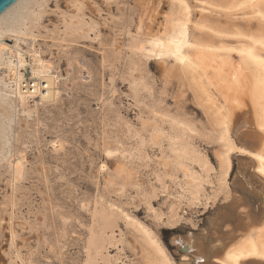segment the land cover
<instances>
[{"label": "rangeland", "instance_id": "obj_1", "mask_svg": "<svg viewBox=\"0 0 264 264\" xmlns=\"http://www.w3.org/2000/svg\"><path fill=\"white\" fill-rule=\"evenodd\" d=\"M207 1L219 5L225 0ZM92 3L98 7L91 9L87 15L101 26L99 34L103 39L97 42L96 34H93L92 39L82 40L79 46L67 50L82 65L78 69L75 68L78 63L73 64V74L75 77L80 74L81 79L75 78L73 83L68 82L60 103L39 108L38 120L30 118L25 123L16 118L11 124L13 128L9 133V144L17 149L14 157L23 153L26 160L23 179L16 182L14 190L11 187L12 182L10 183L11 164L0 160V251L6 250L12 243L11 227L17 237L15 247L20 251L21 259L33 249L39 248L41 257L45 259L55 261V255H62L64 264H82L85 259V240L92 223L89 214H77V202L83 203L87 195L92 199L94 207L98 185L99 194L103 198L100 207L112 203L148 226L157 234L178 264L180 257L177 254L176 239L186 237L190 232L197 237L202 234L214 237L215 229L209 227L210 220L217 212H224L234 200L237 201L239 195L246 197L247 191L239 178H236L237 181L231 184L235 198L230 203L223 204L216 200L205 208L202 205L191 206L183 200L179 205L178 214L170 218L169 206L175 200L173 195H176L175 191L171 190L174 186L170 184L168 195L158 193V199L149 200L152 201L151 205L160 215V219L153 216L148 203L143 200V195H138L135 188L128 187L121 196L114 194L119 191V188L111 187L117 166L123 164V152L132 153L135 147L134 132L142 126L143 121L138 117L149 119V109L152 106H156L162 116H177L191 123L197 130L207 128L211 131L212 126L209 116L203 112L197 100L195 91L186 78L178 75V71L174 70L166 77L158 58L156 60L151 57L146 61L138 55L133 56V60L139 65L138 69L129 72L127 70L131 57L128 56L130 54L127 50L122 51L125 50V42L128 40L125 29L135 33L137 27L139 29L150 26L153 31L156 30L163 23L165 12L172 10V0H92ZM189 3L196 4L195 0H189ZM243 16L246 15L239 12L233 18L221 9L211 7L207 15H199L195 11L193 20L206 19L212 25L225 28L233 24L242 28H257L256 21L245 20ZM55 23L53 19L51 25ZM45 24L48 25L47 20ZM105 24L107 27H104ZM189 32L202 39L208 37L206 31H200L194 26H190ZM45 41H40L41 48L46 49L45 54L53 52L57 55L58 50H53L49 40ZM102 56L111 62V65L104 69L101 66ZM66 64L65 56H61L58 68L61 67L64 71L68 65ZM86 70L91 72L92 78H85ZM131 77H139L148 89L147 92L140 91L139 99L135 94L129 99L128 82H131ZM83 79L86 81H82ZM111 85L115 96L109 92ZM100 95H106L110 100L103 110L100 103H97ZM142 104L147 107H141ZM158 122L165 131L169 130L168 122L163 119ZM129 125L134 133H131L132 135L129 134ZM249 131L251 132L250 129L247 132ZM16 135L19 136V141L15 142ZM56 139H60L62 145L54 149L52 142ZM195 145L209 156L213 165H216L215 143H207L197 138ZM106 148L111 149L113 153L120 152V155L108 157L105 154ZM146 155L155 161L160 155V148H149ZM101 164L107 165L105 172L99 170ZM147 176V172L142 173L141 184ZM106 182L110 185L108 189L104 187ZM117 183L123 181L117 180ZM207 187L209 191V185ZM10 201L13 205L15 203L14 208ZM234 212L235 215L244 216L237 207ZM70 217L74 219L65 224L64 221ZM222 228L220 227L219 232L226 229ZM115 230L116 236H121L122 243L119 244L120 251L111 247L108 249L109 254L115 257L120 256V252L123 264H141L143 254L137 241L138 235L121 219L118 220ZM53 247L57 249L56 254L48 252V249ZM61 248L63 252H60ZM0 264H6L5 258L0 257Z\"/></svg>", "mask_w": 264, "mask_h": 264}, {"label": "snow or ice", "instance_id": "obj_2", "mask_svg": "<svg viewBox=\"0 0 264 264\" xmlns=\"http://www.w3.org/2000/svg\"><path fill=\"white\" fill-rule=\"evenodd\" d=\"M97 7L98 5L92 3V0H41L36 6L38 10L34 11L27 19L22 20L15 32L4 33L5 36H12L15 39V45L12 47L0 44V68L8 73L6 79L13 81L12 91L5 97V103H8L9 99L13 97L20 104H25L26 101L30 102L32 97H37L36 109H39L41 106L47 107L59 103L62 97V91L60 90L61 80L68 79V77H62L56 71L54 61L49 62L47 59H41L42 53L36 50V43L46 39L51 40L54 50L59 48L67 51L69 48L79 46L82 40L92 39L93 34H96L97 42L101 41L103 39V36L99 34L101 26L96 24L91 16L87 15L91 9ZM177 7L180 9L179 12H176ZM172 11L173 24L171 32L166 31L164 34L154 38L144 39L140 35L142 28L137 29L135 33L129 29H125L128 36L129 50L139 54L145 51L146 44L154 45L160 52V58H174L181 68H190L192 70L201 69L206 72L209 62L216 64V57H197L198 63L193 64L192 58L185 55L186 51L202 50L206 47L203 44L192 41L189 35L190 25L192 24V9L188 6L186 0H172ZM221 11L228 14L239 13L241 11L250 12L252 15L244 16L245 20L261 22L262 30L259 38L253 34H238L229 37L231 40L240 42L235 46H207L206 51L222 54L236 53L240 57L238 65L234 61L230 62L229 65L227 58L221 59L225 67L230 66L232 69L228 79L224 78L223 68L213 69V71H218L220 83L224 84L230 93L235 91L239 94L241 90H247L248 73H254L259 77L257 81L261 96L259 127L261 133H264V0H244L243 3L238 5L222 8ZM53 19L56 21L55 25H51ZM46 20L48 21V25L45 24ZM104 27H107V25L105 24ZM196 27L200 31H206L215 37L224 39V35L219 31L214 32L212 28H200L199 25ZM22 45H31V47L25 52ZM152 55L154 56L155 52ZM26 57L29 58L28 62H26ZM29 62L32 68L31 76L33 78L38 77L42 81L41 87L45 91L40 94L36 91V84L29 82L25 86L22 83L16 82L17 79L19 81L24 80L25 77L23 74L17 78V72L18 70L27 68ZM69 68H71V63L69 64ZM54 72L55 75H53ZM211 83L209 81V84ZM25 87L30 90L27 94H20L17 91L18 88L23 89ZM128 87L130 89L129 99L133 98V94L139 99L141 90L144 92L148 91L144 87L143 81L128 82ZM111 95L115 96L116 93L112 92ZM227 102V97H225V106L220 107L219 111L215 112L216 127L219 130L215 133L209 131L207 128L202 131L197 130L194 126L182 121L179 117H173L171 115L162 116L156 106L149 109V119L144 120L142 116L138 117V119L143 121L142 126L135 132L133 137L135 147L132 153L130 154L127 151L123 152V164L117 166L111 187L119 188V191L114 194L117 196L124 195L126 189L132 187L136 189L138 195H143V200L147 203L150 199H158L157 193L167 195L170 184L174 186L172 190L175 191L181 184L193 179L186 165L193 156L202 155V153H197L194 147L197 138L207 143H212L215 142L216 136H219V142L226 146L225 154L219 156L221 160L225 159L228 152L243 151V149L236 148L231 143L230 138H228L229 112ZM97 103L109 104L110 101L106 95H101ZM140 106L147 107L146 104ZM12 107L14 111L19 110L15 105H12ZM213 107L215 108L216 106L213 105ZM33 113L38 115L35 109H33ZM27 114L25 113V115ZM160 119L170 122L173 127L165 131L158 122ZM178 130H182V133L178 132ZM131 133L132 129L129 125V134L131 135ZM165 145H167V148H165ZM53 146L60 147L59 143ZM149 148H160V155L155 158V161L151 156L146 155ZM105 154L108 157H112L114 155L119 156L120 152L113 153L112 151H106ZM9 157H11V160H9ZM255 158L260 163L257 171L264 174V149H261L260 154ZM5 162L11 164L10 171L15 177L13 184L22 180L25 163L24 154L20 153L18 157H12L11 152H9L8 156L5 157ZM205 167H208V165H205ZM106 170L107 165L101 164L100 171L105 172ZM209 170L211 172L216 171L215 169ZM144 172H147L148 176L145 178V182L141 184L140 181L142 173ZM181 174H183V180L180 178ZM117 180H121L123 183H117ZM205 182L203 179L199 181L201 184ZM104 187L108 189L110 185L106 182ZM212 189L213 195L209 197V200L215 199L223 204H228L233 201L234 196L227 183L226 168H222L216 183L212 185ZM102 199L99 194V186L97 185L95 210H93L92 199L87 195L84 197L83 203L77 202V214L87 213L91 216L92 220V226L89 228L88 247L85 249L86 252H89V259L84 264H97V261L91 257V249L96 244L95 226L97 218L103 215L100 211ZM12 207L14 208L15 205ZM148 207L150 211H156L151 208L150 204ZM106 209L121 212L112 203H108ZM243 211L241 209V212ZM121 216L126 218L131 224L138 225L139 229L147 235L156 257L154 260L150 259L149 264H174V261L168 257L162 244L153 237V234L143 224L134 221L126 212H121ZM72 219L74 217H70L64 223L67 224ZM76 223H79V221H76ZM81 226L83 227V225ZM257 233L261 237L259 240L255 239ZM16 240V234L13 232L11 245L6 250L0 251V257L5 258L6 264H64L62 255H55V261L45 259L41 257V250L39 248L33 249L27 253L24 259H21V253L15 247ZM48 252L56 254L57 249L55 247L49 248ZM60 252H63V248L60 249ZM256 256L264 259V226H261L259 229H253L240 245L229 250L227 260L221 261L219 264H228V261H235L239 264L242 257ZM37 257H40V259H37ZM182 264H191V261L185 258Z\"/></svg>", "mask_w": 264, "mask_h": 264}, {"label": "bare ground", "instance_id": "obj_3", "mask_svg": "<svg viewBox=\"0 0 264 264\" xmlns=\"http://www.w3.org/2000/svg\"><path fill=\"white\" fill-rule=\"evenodd\" d=\"M40 2L41 0H16L7 9H5L2 13H0V44H5V45H8L9 47H12L15 45V39L12 36H5L4 33L5 32H15V30L19 27L20 22L22 20L27 19L29 16H31V14L34 11L38 10L36 6ZM195 2L196 4L191 5L189 3V0H186V3L188 4V6L192 9V17H191L192 24L190 26H194L195 28H197L196 26L199 25L200 28H212L214 32L216 31L221 32L224 35V39H221L220 37H215L211 33H208V32H206L208 37L205 39H202L197 36L191 35L189 32V35L192 41L203 44L206 47L207 46L233 47L237 43H240V42L229 39V37L231 36H235L238 34H253L257 38H259L260 32L262 30V25H261V22L259 21H256L257 28L252 29L250 26H246L242 28L235 24L231 25L230 27L225 28V27H221L217 25H212L206 19H202V20L199 19L197 21L193 20V15L195 11H197L199 15H202V14L207 15L210 12L211 7H217L219 9L227 8L230 6H235L240 3H243L244 0H225L223 1L222 4H219V5H214L208 2L207 0H195ZM179 11L180 9L177 7L176 12H179ZM241 12L244 15H252V13L250 12H244V11H241ZM229 15L232 16L233 18L236 17V13H232ZM172 16H173L172 10L169 11L168 13L165 12L163 23L154 31L152 30V27L150 26L146 28L139 27V29L143 28L140 35L144 39H148V38H154L156 36L164 34L166 31L171 32L172 24H173ZM42 41L46 42L45 40H42ZM49 41L51 42V40ZM50 46L51 47L53 46L52 42ZM22 47L24 51L27 52L30 49L31 45H22ZM206 47L205 49H202V50L185 52L186 56H189L192 58L193 64L198 63L196 59L197 57H201V56L209 57V58L216 57L217 58L216 64H211L209 62L207 65L206 72L201 69L192 70L190 68L189 69L181 68V66L177 63V61L174 58H160V52L159 50L155 48L154 45L146 44L145 51L143 53L138 54V53H135L129 50L128 40H127V42H125V50H122V51L127 50V52H129L130 54L128 56L131 57L129 58V61L127 63L128 72L131 70L138 69V66H139L138 63L133 60V56L138 55L140 58L142 57L146 61L147 59L151 57H154V59L158 58L159 59L158 62L161 63L160 66L163 68V71L166 77L170 76L174 72V70H176L179 72L178 75L186 78V80H188L189 82V85L195 91L197 100L203 112L209 116L210 123L212 126L211 131L213 133L219 131L216 127L215 112L219 111L220 107L225 106V97H227V101H228L227 108L229 112V126L227 129L228 138H230L231 143L234 144L236 148L243 149V151H240V152H228L227 155L225 156V159L221 160L219 156H222L225 154L226 146L225 144L220 143L219 136H216L215 142H213L217 146L214 152V160H215L216 165H213L209 156L205 152H203L201 149L197 148L196 145H194L196 152L202 153V155L193 156L191 160L189 161V163L186 165V167L189 168V174L193 177V179H190L186 181L185 183L181 184L180 187L175 190L176 195L173 193L175 195V196L173 195L175 200H173L172 201L173 204L169 206L168 216L170 218L172 217L174 218L178 214L179 205L183 200L191 206L202 205L205 208L208 207V204L210 202H215L216 201L215 199L209 200V197L213 195L212 185L216 183V180L222 168H226V178H227L228 186L231 188V184L237 181L236 178H239V180L242 182V185L245 187L247 191V194H246L247 196L244 197L245 195L244 196L239 195L237 201L233 199L235 202L233 201V204L230 205L224 212L220 211V213H218L216 211L217 215L213 217L209 222V227L213 230L215 229L214 237L205 236L203 234L197 237L193 233H190V234H187L186 237H179L178 239H176L177 243H179L177 244L176 249L178 251H181L182 253L178 264H182L185 258L190 260L191 264H219V262L221 261H226L228 258L230 249H233L236 246L240 245L245 240V238L249 236V234L252 232L253 229H259L261 226H264V174H261L259 171H257V169H259L260 167V163L255 158L257 155L260 154L261 149H264V133H261L260 127H259V109H260V102H261L260 91H259V87L257 83L259 77L254 73H248L246 91L241 90L239 94H237L235 91L231 93L228 92L226 86L220 83L218 79V74H219L218 71H213V69L223 68L224 78L228 79L232 72V69L230 66L225 67L224 63L221 62V59L227 58L229 65H230V62H233V61L238 65L240 62V57L236 53H223V54L222 53H209L206 51ZM36 50L42 53L41 59H47L49 62H53V61L55 62L56 71H58L62 77H68V79L61 80L60 90L62 91V96L67 89L68 82L73 83L75 78L81 79L80 74L76 77L73 74V64L74 63H78V65L75 68L79 69V66H82L75 57H72L73 54L57 48L58 50V52L56 53L57 55H54L53 52H50L49 55H46L45 54L46 49L43 50L41 48L40 41L36 43ZM122 51H120V53ZM153 52H155L154 56L152 55ZM59 53H61V55ZM61 56H65L66 63L68 64V65L66 64L67 68H65L64 71L61 69V67L58 68V61L61 59ZM28 60L29 58L26 57V62H28ZM70 63H71V68H69ZM110 65H111V62H109L108 58L102 56V62H101L102 68L104 69ZM31 71H32L31 63L29 62L27 68L23 70H18L17 78L21 74H23L25 77L23 81L33 80L34 82H36V85L39 83H42V81L38 77L33 78L31 76ZM74 72H75V69H74ZM53 75H55V72L53 73ZM7 76H8V73L5 72L2 68H0V160H5V157L8 156L9 152H11L12 157H14V155L17 152V149L12 148L14 146L11 145L12 146L11 147L9 144L10 143L9 133L11 132L13 128V127L11 128V124L15 122L16 118L19 121L21 120L20 122L24 121L25 123H27L30 118L34 120H38V115L33 113V109H35L37 113L39 111V109H36V103L38 99L37 97H32L31 101L30 102L26 101L25 104H20L18 100L14 97L10 98L8 103H5V97L11 93L12 88H13V81L6 79ZM86 77L87 79L92 78V74L89 70H86L85 78ZM138 78L137 79L132 78L131 82L142 81L141 79H138ZM23 81H19L17 79L16 82L22 83ZM82 81H86V79L85 80L83 79ZM209 81H211L212 83L209 84ZM143 84H144V87H146L144 81H143ZM17 91L20 94H26L20 88H18ZM42 92L44 91H41L40 88L37 91L38 94ZM109 92L110 93L114 92V88L112 85L109 87ZM61 99L59 103L61 102ZM210 100L211 102H209ZM12 105H15V107L18 108L19 110L14 111ZM106 105L108 104L100 103L101 109L103 110ZM213 105H215L216 107L214 108ZM50 106H54V105H50ZM40 108L42 109L46 107L41 106ZM25 113H28V114L25 115ZM174 117H177V116H174ZM184 122H187V121H184ZM168 123H169V129H171L173 125H171L170 122ZM248 129H250L251 132L250 131L247 132ZM178 132L182 133V130H178ZM18 138L19 136L17 137L16 135L15 142L19 141ZM57 143H59L61 147L62 143L60 139L54 140L52 142V146ZM53 148L56 149L57 147L53 146ZM122 148L124 149V147ZM119 149L121 148L119 147ZM21 151H24V150H21ZM106 151H112V150L109 148H106L105 152ZM249 153H251V155H249ZM234 155L245 156L247 159H236L235 160V158H233L235 157ZM9 159H11V157H9ZM205 165H208V167H205ZM209 169H215L216 171L211 172ZM246 171H248L249 173H246ZM181 177H182L181 180H183V174ZM10 179H11L10 183L12 182L11 187H13V190H14L16 183L13 184L15 177L11 174V171H10ZM202 179L206 182L201 184L199 183V181ZM229 179H231V182H229ZM207 185H209V188H210L209 191H207L208 189V187L206 188ZM242 189L244 188L242 187ZM13 194H12V199H13ZM151 202L148 200L147 201L148 205L149 204L151 205ZM11 204L13 205V202ZM236 207L240 210V212H241V209L244 210L243 212H241V214L244 215L243 216L244 218L242 216L241 217L238 216L237 213H236L237 215H235L234 209ZM95 208H96V205L93 207V210H95ZM116 208L120 209V207H116ZM151 208H153L152 205H151ZM100 211L101 213H103V215L97 218V223L95 226L96 244H95V247L91 249V257L92 259L97 261V264H123L124 263L122 258L120 257L121 254L119 252L120 251L119 244L122 243V239H121V236L117 237L115 234V231H116L115 228L117 227V222L119 219L124 221L125 225H129L134 230V232L138 235L137 241L139 243L140 251L143 254L141 264H149L150 259L154 260L156 258L147 235L141 229H139L138 225L131 224L126 218L121 216V212H124V211L121 210V212H114L112 209H106V205L101 206ZM152 214L156 219L157 217L158 218L160 217L157 211L152 212ZM9 215L12 216V214H9ZM132 218L134 221H138L140 224H143L141 221L137 220L136 218L134 217ZM9 222L11 221L9 220ZM91 223H92V220H91ZM143 225L153 234V237L157 239L158 242L161 243L157 234L145 224ZM220 227H223L226 229L224 231L219 232ZM10 230H12V233H13V229H11V227H10ZM89 234L90 233L88 230V235L85 240V249L88 247ZM11 237H12V234H11ZM255 239L257 240L261 239L259 233H257ZM181 245L186 246V253H185V248L182 249ZM111 247L119 250L118 254L120 256L116 255L114 257L110 255L108 252V249ZM163 248L165 249L168 257L172 261H174V264H177L175 260L170 256L166 248L164 246ZM187 252L190 253V258L187 256ZM88 259H89V252L85 251V259L82 262V264H84V262L87 261ZM228 264H237V262L228 261ZM239 264H264V259H261V257L259 256L242 257L241 260L239 261Z\"/></svg>", "mask_w": 264, "mask_h": 264}, {"label": "water", "instance_id": "obj_4", "mask_svg": "<svg viewBox=\"0 0 264 264\" xmlns=\"http://www.w3.org/2000/svg\"><path fill=\"white\" fill-rule=\"evenodd\" d=\"M15 1L16 0H0V13H2L5 9H7ZM234 158H235V160L236 159H247L245 156H235ZM246 173H249V172L246 171ZM190 233H188V234H190ZM175 243L179 244V243H177V241H175ZM181 248L182 249L185 248V253H186V246L181 245ZM177 254H178L179 257H181V255H182L181 251H178V250H177ZM187 256L190 258V253L189 252H187Z\"/></svg>", "mask_w": 264, "mask_h": 264}, {"label": "built area", "instance_id": "obj_5", "mask_svg": "<svg viewBox=\"0 0 264 264\" xmlns=\"http://www.w3.org/2000/svg\"><path fill=\"white\" fill-rule=\"evenodd\" d=\"M29 82L36 84V82H34L33 80L23 81L22 84H24V85L26 86V85L29 84ZM41 84H42V83H39V84L36 85V91H38L39 88L41 89V91H45V90L41 87ZM22 90H23L26 94H27L28 91H30V90L27 89L26 87L23 88Z\"/></svg>", "mask_w": 264, "mask_h": 264}]
</instances>
